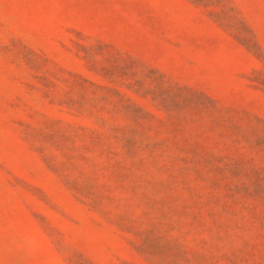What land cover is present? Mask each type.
<instances>
[{
  "label": "rangeland",
  "instance_id": "1",
  "mask_svg": "<svg viewBox=\"0 0 264 264\" xmlns=\"http://www.w3.org/2000/svg\"><path fill=\"white\" fill-rule=\"evenodd\" d=\"M0 264H264V0H0Z\"/></svg>",
  "mask_w": 264,
  "mask_h": 264
}]
</instances>
